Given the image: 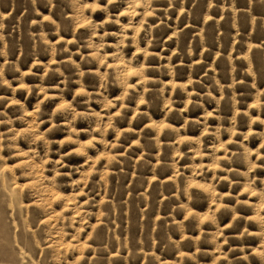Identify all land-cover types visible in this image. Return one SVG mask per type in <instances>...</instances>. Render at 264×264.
Listing matches in <instances>:
<instances>
[{"label":"rangeland","instance_id":"374dc122","mask_svg":"<svg viewBox=\"0 0 264 264\" xmlns=\"http://www.w3.org/2000/svg\"><path fill=\"white\" fill-rule=\"evenodd\" d=\"M0 264H264V0H0Z\"/></svg>","mask_w":264,"mask_h":264},{"label":"bare ground","instance_id":"6f19581e","mask_svg":"<svg viewBox=\"0 0 264 264\" xmlns=\"http://www.w3.org/2000/svg\"><path fill=\"white\" fill-rule=\"evenodd\" d=\"M127 69H129V68H127ZM127 71V70H126Z\"/></svg>","mask_w":264,"mask_h":264}]
</instances>
